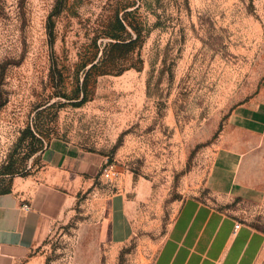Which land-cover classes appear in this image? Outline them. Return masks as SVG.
<instances>
[{
	"label": "rangeland",
	"instance_id": "1",
	"mask_svg": "<svg viewBox=\"0 0 264 264\" xmlns=\"http://www.w3.org/2000/svg\"><path fill=\"white\" fill-rule=\"evenodd\" d=\"M115 13L142 25L127 59L137 66L85 77ZM263 80L264 0H0V192L41 168L53 140L100 153L118 172L83 179L70 209L13 264H152L187 199L264 234V190L244 200L207 187L232 110ZM238 136L257 143L264 175V139ZM114 193L129 234L112 242L101 229Z\"/></svg>",
	"mask_w": 264,
	"mask_h": 264
},
{
	"label": "crops",
	"instance_id": "2",
	"mask_svg": "<svg viewBox=\"0 0 264 264\" xmlns=\"http://www.w3.org/2000/svg\"><path fill=\"white\" fill-rule=\"evenodd\" d=\"M264 139V80L229 117L225 138L214 157L207 187L214 195L231 199H256L264 190L257 143L238 134ZM41 168L27 177L14 178L0 193V264L29 257L53 223L70 209L83 179L100 177L105 161L100 153L85 151L62 140H53L41 152ZM29 204L26 210L23 204ZM123 197L112 194L102 221L101 236L112 242L128 234ZM234 213L197 199L181 203L152 264H255L264 234Z\"/></svg>",
	"mask_w": 264,
	"mask_h": 264
},
{
	"label": "trees",
	"instance_id": "3",
	"mask_svg": "<svg viewBox=\"0 0 264 264\" xmlns=\"http://www.w3.org/2000/svg\"><path fill=\"white\" fill-rule=\"evenodd\" d=\"M139 21L133 23L128 19L127 13L121 16L115 13L103 29V35L108 39L101 47L99 53H91L83 63L85 77L90 75L120 74L124 70L137 66L127 61L130 54L139 50L144 36ZM140 60L138 59L137 63ZM9 189L2 192H7ZM0 192V193H2Z\"/></svg>",
	"mask_w": 264,
	"mask_h": 264
},
{
	"label": "built area",
	"instance_id": "4",
	"mask_svg": "<svg viewBox=\"0 0 264 264\" xmlns=\"http://www.w3.org/2000/svg\"><path fill=\"white\" fill-rule=\"evenodd\" d=\"M99 175H100V177L111 181L118 176V172L113 170L111 165H107L106 160H105L104 163L100 167ZM22 207L26 210L31 209L30 205L27 203L23 204ZM240 224L241 223H239V222H235L234 229H238Z\"/></svg>",
	"mask_w": 264,
	"mask_h": 264
}]
</instances>
